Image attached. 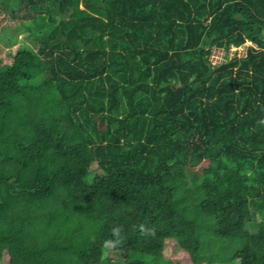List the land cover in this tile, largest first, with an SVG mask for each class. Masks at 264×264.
<instances>
[{
    "label": "trees",
    "instance_id": "16d2710c",
    "mask_svg": "<svg viewBox=\"0 0 264 264\" xmlns=\"http://www.w3.org/2000/svg\"><path fill=\"white\" fill-rule=\"evenodd\" d=\"M0 5V264H264V0Z\"/></svg>",
    "mask_w": 264,
    "mask_h": 264
},
{
    "label": "rangeland",
    "instance_id": "374dc122",
    "mask_svg": "<svg viewBox=\"0 0 264 264\" xmlns=\"http://www.w3.org/2000/svg\"><path fill=\"white\" fill-rule=\"evenodd\" d=\"M29 27V22L25 23L11 20L0 5V59H2L4 64L10 62L8 55L13 53L16 48V46H12L11 43L8 42V38H16L18 41L21 39L23 40V33H25ZM246 44L248 45V43ZM246 44L240 48H235L236 50H232V47L229 48L226 55L228 57H232L233 55L238 56L240 53L244 52ZM222 56V51H215L209 57V60L212 61L211 63L213 65L214 62H220L219 60L222 59ZM205 165H207V161H204L201 166ZM197 171L200 172L199 169H197ZM96 172H98V170L94 165L91 170V175H94ZM117 242L118 241H114L115 245L118 244ZM198 245L199 244L195 239H168L162 243L159 257L160 259L167 261L169 264H196L194 260L198 250ZM14 246V243L7 246L1 264H7ZM104 254L109 255L112 259H115L116 256L120 259H125L126 250L124 248H118L115 250L108 246L105 249Z\"/></svg>",
    "mask_w": 264,
    "mask_h": 264
},
{
    "label": "built area",
    "instance_id": "2783aa9c",
    "mask_svg": "<svg viewBox=\"0 0 264 264\" xmlns=\"http://www.w3.org/2000/svg\"><path fill=\"white\" fill-rule=\"evenodd\" d=\"M231 48V47H230ZM232 50H236L234 47H232ZM215 51H218V50H212L211 51V54H210V56L212 55V53H214ZM223 52V51H222ZM223 55H224V52H223ZM222 59H223V56H222ZM221 59V60H222ZM221 60H219L220 62H221ZM212 62V61H211ZM220 62H217V63H220ZM213 64H216V62H214Z\"/></svg>",
    "mask_w": 264,
    "mask_h": 264
}]
</instances>
